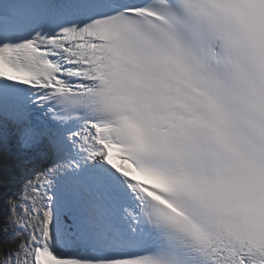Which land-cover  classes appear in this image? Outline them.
I'll return each mask as SVG.
<instances>
[{"label":"snow or ice","instance_id":"1","mask_svg":"<svg viewBox=\"0 0 264 264\" xmlns=\"http://www.w3.org/2000/svg\"><path fill=\"white\" fill-rule=\"evenodd\" d=\"M15 184L0 264H264V0H0Z\"/></svg>","mask_w":264,"mask_h":264},{"label":"trees","instance_id":"2","mask_svg":"<svg viewBox=\"0 0 264 264\" xmlns=\"http://www.w3.org/2000/svg\"><path fill=\"white\" fill-rule=\"evenodd\" d=\"M7 213L0 214V244L3 248H7L15 244L17 241V236H15L16 231L13 230V225L9 219Z\"/></svg>","mask_w":264,"mask_h":264},{"label":"rangeland","instance_id":"3","mask_svg":"<svg viewBox=\"0 0 264 264\" xmlns=\"http://www.w3.org/2000/svg\"><path fill=\"white\" fill-rule=\"evenodd\" d=\"M3 179L5 181H7L8 178L5 176V177H3ZM7 190H8V188L0 187V192H4V191H7ZM11 202H13V201L11 200ZM8 206L10 207L8 198L6 197V199H5L4 196H0V212H2L3 210H4V212H7L8 210L6 209V207H8ZM13 210L16 211V212H18V215L16 216V220L19 221L20 220V211L17 208H13ZM8 216H9V214H8ZM21 235H22V233H21ZM21 237H23V236H21ZM23 238L25 239V237H23ZM11 251H13V250H11ZM11 251H8V252H11Z\"/></svg>","mask_w":264,"mask_h":264}]
</instances>
